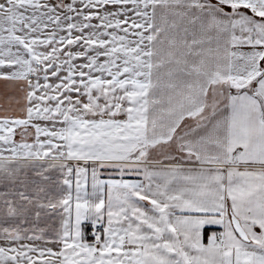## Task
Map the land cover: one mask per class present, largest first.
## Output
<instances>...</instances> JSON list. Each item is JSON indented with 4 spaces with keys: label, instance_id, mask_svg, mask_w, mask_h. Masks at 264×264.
<instances>
[{
    "label": "snow or ice",
    "instance_id": "1",
    "mask_svg": "<svg viewBox=\"0 0 264 264\" xmlns=\"http://www.w3.org/2000/svg\"><path fill=\"white\" fill-rule=\"evenodd\" d=\"M0 79V264H264V0H0Z\"/></svg>",
    "mask_w": 264,
    "mask_h": 264
},
{
    "label": "crops",
    "instance_id": "2",
    "mask_svg": "<svg viewBox=\"0 0 264 264\" xmlns=\"http://www.w3.org/2000/svg\"><path fill=\"white\" fill-rule=\"evenodd\" d=\"M96 23V21H93ZM75 50V49H74ZM23 92L21 91V85L16 82L7 81L0 79V115H21L20 108L23 105ZM20 101V103H17ZM31 131V129H29ZM17 140L20 139L19 135L16 137ZM130 179H136L135 175H130ZM4 189L0 187V191ZM43 227V225H41ZM211 230L223 231L222 226H212ZM209 229H205V234L207 235Z\"/></svg>",
    "mask_w": 264,
    "mask_h": 264
}]
</instances>
